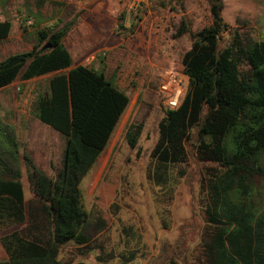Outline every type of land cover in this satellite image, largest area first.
Returning <instances> with one entry per match:
<instances>
[{
    "label": "trees",
    "instance_id": "trees-1",
    "mask_svg": "<svg viewBox=\"0 0 264 264\" xmlns=\"http://www.w3.org/2000/svg\"><path fill=\"white\" fill-rule=\"evenodd\" d=\"M205 1L211 23L193 36L181 58L188 88L177 109L164 108L147 179L165 185L168 167L187 162L186 145L192 141L199 162L221 168L204 181L210 229L203 250L206 264H264V209L248 206L252 178L264 177V41L245 43L234 32L219 49V38L229 29L222 17L224 2ZM76 17L65 21L63 16L59 25L39 28L30 50L0 61V89L17 80L41 79L32 115L65 139L61 166L49 177L20 154L14 129L0 120V225L25 221L23 167L47 229L30 237L18 232L3 236L7 258L0 264H62L57 257L69 242L88 250L79 184L107 147L129 99L101 71L72 68L62 41ZM10 30L9 22H0V42ZM188 32L182 22L174 37ZM45 45L49 48L42 50ZM139 133V127L126 131L130 148Z\"/></svg>",
    "mask_w": 264,
    "mask_h": 264
},
{
    "label": "rangeland",
    "instance_id": "rangeland-1",
    "mask_svg": "<svg viewBox=\"0 0 264 264\" xmlns=\"http://www.w3.org/2000/svg\"><path fill=\"white\" fill-rule=\"evenodd\" d=\"M27 1L25 5L30 3ZM50 1L54 10H64L59 20L77 16V22L76 9L85 8L82 18L101 33L108 51L96 52L89 63L86 56L84 64L101 71L129 99L107 147L79 184L87 214L84 233L89 238L88 250L69 242L57 259L62 264H206L203 250L210 229L204 215V181L221 168L199 162L191 141L186 145L187 162L168 167L165 185L156 186L147 179L157 126L164 116L158 93L160 77L167 69L182 68L181 58L194 42L193 36L210 25L206 1L182 0L180 5L176 0ZM223 2L222 17L229 29L220 36L219 49L230 43L234 32L245 43L264 41V0ZM15 6L14 0H0V21L8 17L13 23L10 37L0 42V61L28 51L36 43L29 16L17 13ZM98 9L103 12L97 26ZM182 22L189 32L175 38ZM50 25L54 27V22ZM28 29L29 33L18 37ZM40 80H17L0 90V120L14 129L20 154L34 159L38 170L52 177L61 166L65 139L32 115ZM35 121L40 126L33 125ZM132 127L140 128L135 148H130L125 138ZM103 155L105 160L98 170L97 162ZM21 175L25 221L0 225V239L12 232L30 237L47 231L23 167ZM232 199L238 203L241 198L233 193ZM112 204L116 208H111ZM248 206L256 211L264 209V177L252 178ZM6 258L0 244V260Z\"/></svg>",
    "mask_w": 264,
    "mask_h": 264
},
{
    "label": "crops",
    "instance_id": "crops-1",
    "mask_svg": "<svg viewBox=\"0 0 264 264\" xmlns=\"http://www.w3.org/2000/svg\"><path fill=\"white\" fill-rule=\"evenodd\" d=\"M14 2L16 3L15 10L17 13L21 12L23 15L26 14L29 16L30 18L29 20H31L29 21V23L32 24V28L35 29V33L39 28L49 27V26L51 27L50 24L52 22H54V27L57 26L56 22L57 20H59L62 12L64 11L63 9H61V7H58L57 9L54 10V7L52 6L51 4L52 2L50 0H29L30 3H28V5H25V2H28L27 0H17V1L14 0ZM20 8H23V11H19ZM84 9H85L84 7H78V9H76L75 14L79 13L77 22L62 41L64 47L66 48V50L68 51L71 57L72 68L77 66L86 67V64H84V61L86 60L85 59L86 56L89 57L86 63H89L90 61L93 60V55L96 52L108 51L106 45H104L103 43L102 40L103 36L101 35V33L98 30H93V28L91 29L85 18L84 17L82 18V15L80 13L83 12ZM102 12L103 11L100 9H98L96 12L95 16L97 18L96 20L97 26L98 23L100 25V21H101L100 18ZM3 21H7L11 24V30H10V34H11L12 26H13L12 21L8 17H5L0 22ZM21 29H23V27H21ZM24 31L25 33L19 32L18 37L24 36V34L29 33L31 30L28 29ZM96 67L98 66L96 65ZM87 68H89V66H87ZM33 125L40 126V124H38L36 121L33 122ZM104 160H105V155H103L97 162V164L100 165L98 170L100 169Z\"/></svg>",
    "mask_w": 264,
    "mask_h": 264
},
{
    "label": "built area",
    "instance_id": "built-area-1",
    "mask_svg": "<svg viewBox=\"0 0 264 264\" xmlns=\"http://www.w3.org/2000/svg\"><path fill=\"white\" fill-rule=\"evenodd\" d=\"M188 77L183 69L170 68L160 77L158 93L166 109H177L188 88Z\"/></svg>",
    "mask_w": 264,
    "mask_h": 264
},
{
    "label": "water",
    "instance_id": "water-1",
    "mask_svg": "<svg viewBox=\"0 0 264 264\" xmlns=\"http://www.w3.org/2000/svg\"><path fill=\"white\" fill-rule=\"evenodd\" d=\"M46 48H49V46H46V45L43 46V47H42V50H45Z\"/></svg>",
    "mask_w": 264,
    "mask_h": 264
}]
</instances>
